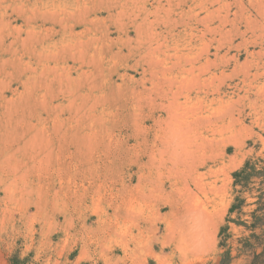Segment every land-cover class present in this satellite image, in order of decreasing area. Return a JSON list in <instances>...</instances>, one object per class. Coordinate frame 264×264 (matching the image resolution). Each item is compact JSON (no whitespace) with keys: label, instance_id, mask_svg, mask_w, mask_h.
<instances>
[{"label":"rangeland","instance_id":"374dc122","mask_svg":"<svg viewBox=\"0 0 264 264\" xmlns=\"http://www.w3.org/2000/svg\"><path fill=\"white\" fill-rule=\"evenodd\" d=\"M0 264H264V0H0Z\"/></svg>","mask_w":264,"mask_h":264},{"label":"trees","instance_id":"16d2710c","mask_svg":"<svg viewBox=\"0 0 264 264\" xmlns=\"http://www.w3.org/2000/svg\"><path fill=\"white\" fill-rule=\"evenodd\" d=\"M226 228H227V226L222 227L220 234H223V232L225 231ZM224 239H226V236L224 237Z\"/></svg>","mask_w":264,"mask_h":264},{"label":"bare ground","instance_id":"6f19581e","mask_svg":"<svg viewBox=\"0 0 264 264\" xmlns=\"http://www.w3.org/2000/svg\"><path fill=\"white\" fill-rule=\"evenodd\" d=\"M161 44V43H160ZM155 48V47H154ZM199 77V76H198ZM211 81V80H210ZM198 82V81H197ZM203 84V83H202ZM206 85V84H205ZM174 92V91H173ZM173 94V93H172ZM179 96V95H178ZM166 97V96H165ZM170 115V114H169ZM177 116V115H176ZM180 121V120H179Z\"/></svg>","mask_w":264,"mask_h":264}]
</instances>
